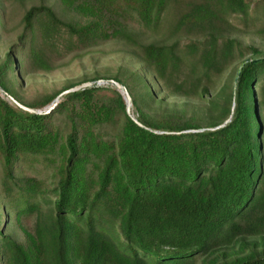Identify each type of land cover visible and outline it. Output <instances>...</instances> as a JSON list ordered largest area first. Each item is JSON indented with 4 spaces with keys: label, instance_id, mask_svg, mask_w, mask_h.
<instances>
[{
    "label": "trees",
    "instance_id": "trees-1",
    "mask_svg": "<svg viewBox=\"0 0 264 264\" xmlns=\"http://www.w3.org/2000/svg\"><path fill=\"white\" fill-rule=\"evenodd\" d=\"M177 2L53 0L55 10L40 0L24 9L0 55V90L14 100L23 63L48 70L61 46L117 38L159 88L143 83L146 97L163 92L201 105L189 115L152 114L116 76L135 120L114 88L67 91L85 79L24 103L31 112L0 97V264H264V52L227 33L232 17L264 15V0H187L166 21L184 41L136 40L128 19L155 29ZM3 27L0 14V36ZM63 91L49 111H34ZM27 158L51 166L50 187L16 177ZM29 213L31 232L19 223ZM11 219L24 242L5 231Z\"/></svg>",
    "mask_w": 264,
    "mask_h": 264
},
{
    "label": "rangeland",
    "instance_id": "rangeland-1",
    "mask_svg": "<svg viewBox=\"0 0 264 264\" xmlns=\"http://www.w3.org/2000/svg\"><path fill=\"white\" fill-rule=\"evenodd\" d=\"M187 0H178L177 3H172L165 13L162 21L155 29H146L139 27L131 19L126 21L128 27L133 30L134 37L139 42H170L173 39L179 38L181 41L185 40L184 34H174L167 29V22H171L174 17L181 12L182 7L185 6ZM254 2L257 0H248ZM40 0H0V14L4 21V27L0 36V55L6 50L7 46L13 43L21 27L19 24L20 16L23 14L25 8L38 4ZM47 4H53V0H44ZM56 10V6H53ZM66 18V15H63ZM131 20V21H130ZM167 21V22H166ZM232 25L227 29L228 36L234 37L242 45H253L261 52H264V33L260 32L261 27L264 26V15L253 13L251 18L242 21L239 18L230 19ZM171 24V23H170ZM225 27H223L222 32ZM19 59H24V53L17 54ZM249 56V55H247ZM246 56V57H247ZM50 63L48 70H34L23 63L20 74V86L16 85V93L20 102L14 100L8 94L0 90V97L9 101L14 106L31 112L32 109L26 107L24 103H32L41 100L44 96L51 94L58 90L62 85L69 81H76L85 79L82 83L73 86L67 91L88 87L94 84L97 87H110L116 89L123 98L125 105V113L133 120L136 114L131 105L128 93L122 83H116L111 78L113 76L125 81L133 90L146 99L147 102H142L144 108L157 115H166L171 113L185 114L196 113L200 109L201 102L175 94L158 93V98L150 100L144 95L143 83L148 87H152L153 92L159 91L155 85L152 76L147 73L137 63L135 51L132 46L117 38L100 40L88 47L81 49L69 48L61 46L56 52L47 57ZM239 62V61H238ZM141 77V80H140ZM221 82V77L216 80L218 86ZM63 91L55 96L44 106L37 108L46 113L52 106L58 102L62 95L67 92ZM100 95L108 94L106 91H100ZM139 99V98H138ZM38 111V110H34ZM58 120L60 128H64L65 124ZM103 131L111 133V128L106 127ZM116 127H113V132ZM36 159H24L15 171L16 177H33L43 181V184L50 187L53 184L52 168L46 162ZM15 196V191L9 192V199ZM16 199V196H15ZM42 207V202L38 204ZM45 211V208L42 209ZM34 216L32 214H24L19 217V223L25 230L31 232L33 228ZM7 233L18 241L24 242L25 236L18 228L14 220L6 226ZM252 238L249 239V243ZM264 246V243H263ZM199 264V262H197Z\"/></svg>",
    "mask_w": 264,
    "mask_h": 264
},
{
    "label": "water",
    "instance_id": "water-1",
    "mask_svg": "<svg viewBox=\"0 0 264 264\" xmlns=\"http://www.w3.org/2000/svg\"><path fill=\"white\" fill-rule=\"evenodd\" d=\"M249 60H250L249 58H245V59L240 63V65H239V67L237 68L236 73H235V75H234V81L236 80V77H237V74H238V72H239L240 67L243 65L244 62H247V61H249Z\"/></svg>",
    "mask_w": 264,
    "mask_h": 264
},
{
    "label": "built area",
    "instance_id": "built-area-1",
    "mask_svg": "<svg viewBox=\"0 0 264 264\" xmlns=\"http://www.w3.org/2000/svg\"><path fill=\"white\" fill-rule=\"evenodd\" d=\"M37 113L41 112V110L36 111Z\"/></svg>",
    "mask_w": 264,
    "mask_h": 264
}]
</instances>
